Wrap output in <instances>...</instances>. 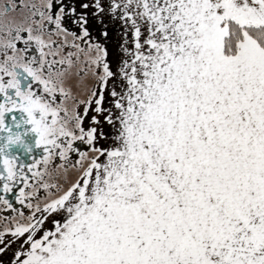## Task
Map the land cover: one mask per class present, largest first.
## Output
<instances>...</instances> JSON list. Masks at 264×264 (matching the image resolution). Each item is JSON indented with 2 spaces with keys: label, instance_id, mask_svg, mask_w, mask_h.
I'll return each mask as SVG.
<instances>
[{
  "label": "snow or ice",
  "instance_id": "1",
  "mask_svg": "<svg viewBox=\"0 0 264 264\" xmlns=\"http://www.w3.org/2000/svg\"><path fill=\"white\" fill-rule=\"evenodd\" d=\"M0 264H264V0H0Z\"/></svg>",
  "mask_w": 264,
  "mask_h": 264
},
{
  "label": "rangeland",
  "instance_id": "2",
  "mask_svg": "<svg viewBox=\"0 0 264 264\" xmlns=\"http://www.w3.org/2000/svg\"><path fill=\"white\" fill-rule=\"evenodd\" d=\"M67 23V22H66ZM70 28L71 27H73L72 25H68ZM115 41H116V37H115V34L113 35V37H112V40L109 42V45H108V47H109V50H110V52L111 51H114V49H115Z\"/></svg>",
  "mask_w": 264,
  "mask_h": 264
},
{
  "label": "flooded vegetation",
  "instance_id": "3",
  "mask_svg": "<svg viewBox=\"0 0 264 264\" xmlns=\"http://www.w3.org/2000/svg\"><path fill=\"white\" fill-rule=\"evenodd\" d=\"M10 115H11V114H9V113H6V114H5V118H6V120H8V119L10 118ZM17 118H19V115H18V114H17ZM13 150H14V151H21L20 148H14Z\"/></svg>",
  "mask_w": 264,
  "mask_h": 264
}]
</instances>
